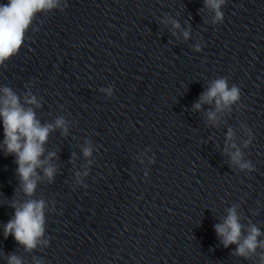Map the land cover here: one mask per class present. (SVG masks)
I'll list each match as a JSON object with an SVG mask.
<instances>
[{"label": "clouds", "instance_id": "1", "mask_svg": "<svg viewBox=\"0 0 264 264\" xmlns=\"http://www.w3.org/2000/svg\"><path fill=\"white\" fill-rule=\"evenodd\" d=\"M55 2L56 0H8L7 4L0 5V63L15 54L21 47L24 33L34 15L38 11L52 8ZM205 2L216 10L218 19L222 18L218 9L223 0H205ZM187 35L185 33V37ZM4 93L6 99L3 101L4 107L0 109V116L3 117L7 154L14 153L17 156V171L23 181L24 191L31 195L36 187L31 177L35 169L43 163L39 158L53 125L42 126L36 120L34 112L31 109L24 110L19 105L18 98L9 89L5 88ZM239 96L240 90L237 87L233 86L229 89L226 79H218L213 82L208 92L202 95L201 100L211 102L215 99L217 107H220L222 104L227 106L237 101ZM30 103L35 104V98ZM200 106V103L195 105L197 109ZM214 118V113H210L209 119ZM63 125V119L56 121V127H63ZM84 154L89 155V150L85 149ZM240 155L237 151L233 155V161H238ZM241 167H248V165L242 164ZM44 172L51 179L54 169L48 167L44 169ZM43 207V201L31 200L17 207L14 220L9 221L5 226V238L12 234L15 240L27 249L36 247L37 239L43 234ZM215 230L219 236L223 237L225 247L229 244H237L236 254L241 256H247L250 252L254 253L258 246H264V242L258 245L257 237L260 232L255 227L251 228L250 234L242 242L240 241L241 225L234 208L229 210V215L223 224L215 226ZM9 264H21V262L17 257L12 256Z\"/></svg>", "mask_w": 264, "mask_h": 264}]
</instances>
